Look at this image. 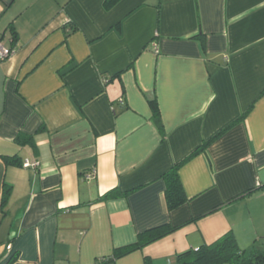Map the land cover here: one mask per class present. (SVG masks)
<instances>
[{
	"label": "crops",
	"instance_id": "1",
	"mask_svg": "<svg viewBox=\"0 0 264 264\" xmlns=\"http://www.w3.org/2000/svg\"><path fill=\"white\" fill-rule=\"evenodd\" d=\"M104 2L0 0V264H96L193 217L108 264H174L230 231L263 245L264 0Z\"/></svg>",
	"mask_w": 264,
	"mask_h": 264
},
{
	"label": "trees",
	"instance_id": "2",
	"mask_svg": "<svg viewBox=\"0 0 264 264\" xmlns=\"http://www.w3.org/2000/svg\"><path fill=\"white\" fill-rule=\"evenodd\" d=\"M119 1L120 0H105L104 6L107 9H110ZM198 36L199 35H197L196 37ZM151 105L153 108V119L159 130L161 132H164V125L162 122L157 100H151ZM241 117H245V114H243ZM33 138V134H20L16 138V140L19 143L25 144L32 142ZM213 139L214 138L205 141L188 158L201 152L202 150H205L207 145ZM188 158H186L185 160H187ZM4 160L7 164H22V161L17 155H4ZM185 160L174 165L168 172L163 175L166 184L165 197L167 206L170 210H173L185 204L189 200L180 177V167ZM11 193L12 186L5 183L2 197V208L4 212L5 207L10 199ZM122 194L123 193L119 190L112 189L101 196L99 199L106 200L108 198L116 197ZM197 218L198 217H193L190 220L177 225L164 223L143 230L138 233L137 239L134 242L127 245L115 247L113 252L109 256L99 259L98 261H96V264L112 263L120 257H123L137 249H141L146 245L162 239L163 237L181 228L187 222L194 221ZM13 260H15V258L11 259V261ZM147 261L149 262L150 259L147 258ZM174 264H264V244L254 245L251 248H243L238 243L234 232L230 231L211 244L205 243L196 249H189L178 253L175 257Z\"/></svg>",
	"mask_w": 264,
	"mask_h": 264
},
{
	"label": "built area",
	"instance_id": "3",
	"mask_svg": "<svg viewBox=\"0 0 264 264\" xmlns=\"http://www.w3.org/2000/svg\"><path fill=\"white\" fill-rule=\"evenodd\" d=\"M155 49L157 50V46L155 47ZM12 52L13 50L11 48H7L3 46L2 44H0V57L1 58L8 57Z\"/></svg>",
	"mask_w": 264,
	"mask_h": 264
}]
</instances>
